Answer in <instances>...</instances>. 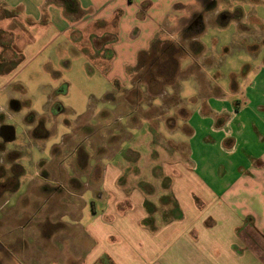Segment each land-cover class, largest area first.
Masks as SVG:
<instances>
[{
	"label": "crops",
	"instance_id": "1",
	"mask_svg": "<svg viewBox=\"0 0 264 264\" xmlns=\"http://www.w3.org/2000/svg\"><path fill=\"white\" fill-rule=\"evenodd\" d=\"M254 1L263 8L237 7L222 13L221 25L206 26L205 31L213 26L230 34V40L217 43L216 48L234 78L215 79L219 59L201 42L203 34L197 39L191 35L196 50L188 56L196 65L186 63L184 79L189 92L175 90L171 95L177 94L179 99L171 100L168 112L172 116L169 124L188 129L184 142L187 159L183 163L179 153L170 154L174 161H163L160 170L170 180L169 190L183 215L166 220L159 212L149 213L148 184L136 178L139 170L134 173L130 162L121 164L125 155L112 143L108 156L102 152L103 144L91 147L94 155H90L82 142L74 150L75 159L87 162L76 172L62 167L51 170L49 161L42 160L47 181L26 184L27 194L19 196L25 149L17 144L13 149L7 147L18 139L12 122L24 128L29 146L49 137L52 122L49 118V124L40 123L41 116L32 108L22 115L25 104L33 103L22 102L13 88L23 92V85L17 82L22 72L44 69L56 57L63 58L70 37L83 41L82 31L93 26L104 29L92 39L98 41L97 51L111 50L109 55L104 52L109 82L104 100L114 109L113 101L123 95L126 106H131L135 101L129 96L136 89L130 86L136 71L150 65L151 53L181 37L184 22L199 11L194 10L198 0H0V204L6 191L15 196L17 204L27 198V204L20 201L18 205L21 217L5 233L20 231L23 235L19 251L3 249L11 257L9 264L17 256L27 264H264V0ZM217 14L216 8L208 15ZM231 17L237 19L233 27ZM113 21L111 33L106 26ZM109 40L114 43L105 44ZM9 49L14 51L11 56ZM141 53H145L141 57L144 66L137 69ZM196 58L204 59L211 72L203 75L198 71ZM255 62L257 68L249 66ZM145 94L152 96L147 112L161 106L154 103L160 92L148 88ZM44 109L53 116L63 111L50 97ZM139 123L129 122L128 127H156L157 121L142 118ZM4 127L13 130L12 139L6 138ZM75 142L77 138L65 136L63 147L55 146L53 157H65ZM49 175L62 182L65 190L61 184L49 183ZM34 188L43 193L42 199L35 200ZM37 224L47 231L31 234ZM66 229L75 230L70 241L62 235Z\"/></svg>",
	"mask_w": 264,
	"mask_h": 264
},
{
	"label": "rangeland",
	"instance_id": "2",
	"mask_svg": "<svg viewBox=\"0 0 264 264\" xmlns=\"http://www.w3.org/2000/svg\"><path fill=\"white\" fill-rule=\"evenodd\" d=\"M254 4V0H198L197 7L194 6V10L198 8L199 11L194 12L189 21L184 22V26L182 27L183 32L180 33L181 37H175L173 43L165 45L145 69L136 71L137 74L135 75L137 76L130 86L136 89V92L132 96H129V99L132 98L135 101L131 106H126L123 95L118 98V102L113 101L115 104L114 109L112 105L104 100L105 94L109 90L107 89L109 82L106 80V59H108L106 57L108 56L104 52L108 51L109 55L111 50L110 48L102 49V53H100L95 48V43H98V41H92L94 34L104 31L101 28L97 29L91 26L86 31L83 30V41H77L70 37L68 44L65 45L63 58L56 57L44 69L34 67L33 69L29 68L22 72L17 77V82L23 85L24 91L18 92L17 87H14L13 90H16L15 92L16 94L18 93V97H20L22 102L30 100L33 105L31 106V103L30 105L29 103L25 104L23 114H21L26 115L27 108H32L38 116H41V119H38L40 123L42 121V123L46 122L49 124V120L52 123L48 126V131H50L49 137L37 142L36 145L29 146L24 135V128L20 126L21 124L17 125L16 122H12L16 126L18 139L16 142H8L7 147L8 149H13L17 144L25 149V159L22 162L25 174L21 177L22 186L19 191V196L27 194L26 184L36 183V181H47V173L40 165L42 160L46 159L49 161L51 170H57L62 167L66 172L70 170L76 172L87 162L86 159L80 161L75 159L77 155L74 152L78 151L79 145L82 142L87 144L86 152L90 155H94L91 147L103 144L102 146L104 148L102 152H106L108 156L113 151V148L109 147L112 143V145L117 147L125 155L121 164L122 162L124 164L130 162L129 167L134 169L132 170L134 173L139 170V177L136 178H140L141 182L148 184L147 209L149 213L151 215H157L159 212L160 216L166 218V220L182 216L181 207L175 200L173 193L169 190L170 180L163 177L160 170L163 161H174L173 158L171 159L169 157L170 154L179 153L183 163H186L187 159L184 142L187 140L186 133H188V129L186 127L174 128L172 124H169L168 121L171 122L172 116L168 112L170 110L169 106L172 105L171 100L174 98L179 99L176 96L177 94L171 95L172 93L174 94L175 90L189 92L187 90V80L184 79L186 77L184 73L188 69L186 63L189 62L191 66L196 65L194 59L188 56L191 54L195 55L194 52L196 50L194 46H191L194 43L190 39L191 35L192 37H196L203 34L201 42L207 44L210 49L214 50L216 60L219 59L217 61L219 62V66L214 76L215 79H222L225 75H228L232 79L234 75L228 74V71L225 69L226 65L223 64V59H221L222 57H220V54L217 55L218 48H216L217 43L230 40V34L226 30L223 31L219 27L213 28V26L205 31L206 26L207 24L221 25L223 19L222 13L225 11L234 12L237 7L249 11L251 10L250 8L258 10L263 8L262 6L260 7ZM216 8L219 14L212 18L208 14H211ZM204 19H207L208 23ZM231 19L233 20L231 25L237 21L235 17H231ZM114 24L115 21H113V24H110L111 26H106L108 28L107 31L113 33L111 27H114ZM190 24L192 26L189 30ZM185 37H188L189 40H185ZM106 42L105 44L108 45L114 43L113 40ZM50 51H47L46 57L49 56ZM13 53L14 51L9 49L7 54L11 56ZM180 58H182L181 65L178 62ZM196 59L198 71L201 70L203 75L211 72L207 70L204 59ZM256 63L248 65L252 67L256 66L255 68H257L258 64ZM236 66H233L234 69ZM176 75L178 76L177 80L175 79ZM148 88L156 89L160 92L161 96L154 103L156 106L158 104H161V106L157 108L153 105L154 107L147 112L146 106H151L152 96L148 98L146 94L143 96V93ZM57 90L58 92H55ZM140 96L144 98L138 101ZM49 97L52 100L56 99L63 107V111L58 116H53L51 113L45 112L44 107L49 101ZM105 108L106 110L104 111ZM142 118H155L157 121V124H155L156 127H128L130 126L129 122L132 121H134L135 126H140L141 122L139 123V121ZM128 134L130 136L133 135L135 139L132 140V137L129 138ZM69 135L74 137V139L77 138V142L70 145L65 157L56 160L53 157L55 146L63 147V138L65 136L70 138L71 136ZM155 135L159 136L156 141H154L155 138L153 139ZM162 138H165L166 144L162 142ZM57 150L56 152H58ZM70 153L72 158L69 157ZM69 158L73 160L71 161ZM59 162H61L62 166ZM93 163L94 161L91 165ZM209 178L212 180V177ZM51 182H56V180L49 175V183ZM56 183L61 184L60 188L65 190L62 182L57 181ZM33 190H35V196H37L35 200L42 199V196H44L43 193L40 191L36 192V188ZM9 193L10 191L4 193L5 199L0 204V264H9L8 260L11 258L9 255L5 256L6 252L3 250L4 247L10 248L12 251L19 249L21 247L20 237L23 236L20 231L12 235H5L6 231L13 229L12 227H14L16 218L21 217L22 212L18 209L19 202L21 201L20 204H27V198H21L17 204L15 196ZM61 211H63V208ZM33 213L32 211V213L30 212L28 214L32 215ZM46 213L49 214V210ZM46 213L44 214L46 215ZM40 225L42 224H37L36 227L38 226V229H32L31 234L35 232L39 234L38 231L42 234V232L47 231L46 229H42ZM74 231L73 229H66L62 235L70 241L73 236L75 237ZM17 235L19 238L15 241ZM42 243L44 244V240L41 241ZM64 252L66 253V257H68L69 249H65ZM11 261L13 264H27L23 257L20 256L13 257Z\"/></svg>",
	"mask_w": 264,
	"mask_h": 264
},
{
	"label": "trees",
	"instance_id": "3",
	"mask_svg": "<svg viewBox=\"0 0 264 264\" xmlns=\"http://www.w3.org/2000/svg\"><path fill=\"white\" fill-rule=\"evenodd\" d=\"M158 52H159V50L156 51V52H154L153 54L151 53V54H150V55L152 56L151 58L154 59V58L156 57V55L158 54ZM144 54H145V53H141V55H140V60H139L138 68H142V67L144 66V64H143L142 61H141V59H142L141 57L144 56ZM153 59H152V60H153Z\"/></svg>",
	"mask_w": 264,
	"mask_h": 264
},
{
	"label": "water",
	"instance_id": "4",
	"mask_svg": "<svg viewBox=\"0 0 264 264\" xmlns=\"http://www.w3.org/2000/svg\"><path fill=\"white\" fill-rule=\"evenodd\" d=\"M9 129V130H8ZM3 131H7V137L6 138H13L14 137V132L10 127H4Z\"/></svg>",
	"mask_w": 264,
	"mask_h": 264
},
{
	"label": "flooded vegetation",
	"instance_id": "5",
	"mask_svg": "<svg viewBox=\"0 0 264 264\" xmlns=\"http://www.w3.org/2000/svg\"><path fill=\"white\" fill-rule=\"evenodd\" d=\"M9 130V129H8ZM6 137H7V131H5Z\"/></svg>",
	"mask_w": 264,
	"mask_h": 264
}]
</instances>
